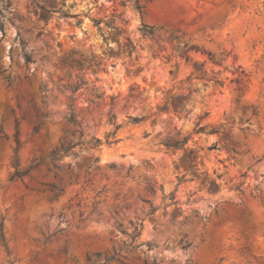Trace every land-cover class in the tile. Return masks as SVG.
<instances>
[{
  "label": "rangeland",
  "instance_id": "rangeland-1",
  "mask_svg": "<svg viewBox=\"0 0 264 264\" xmlns=\"http://www.w3.org/2000/svg\"><path fill=\"white\" fill-rule=\"evenodd\" d=\"M121 1L0 0V264H264V0ZM171 94L181 108L153 114ZM176 130L186 145L164 147Z\"/></svg>",
  "mask_w": 264,
  "mask_h": 264
},
{
  "label": "trees",
  "instance_id": "trees-1",
  "mask_svg": "<svg viewBox=\"0 0 264 264\" xmlns=\"http://www.w3.org/2000/svg\"><path fill=\"white\" fill-rule=\"evenodd\" d=\"M150 1L151 0H143L144 4H141L139 0H122L121 4L125 5L126 2H127V3H129L132 6V8L134 10H136L137 12L143 14V13H145L144 12L145 3L150 2ZM66 16H68L67 13H66ZM118 19L120 21H122L123 23H127V21L122 19L120 15L118 16ZM93 21H94V25L97 26L98 30L101 32V26H100L101 19H97V20H93ZM109 27L115 29L116 34L120 33L119 30H117L116 27H114V26H109ZM140 31H141L142 35L151 36L154 33V30H153L152 27H146V26H142L140 28ZM102 35H103V33H102ZM103 39L105 40V37H103ZM125 40H126V44L125 45L128 47L129 51L130 52L135 51V45L129 40V38H125ZM184 46H186V44H184ZM194 48H196V47L195 46H189L187 49L189 50V49H194ZM23 59H24V62L31 61L30 53L24 50L23 51ZM91 61H93L96 64H98V62L94 61L92 58H86L85 60L77 61L76 62V66H78V68H81L83 62H91ZM197 78H203V77L201 76V77H197ZM77 79H78V82H76L74 84H71V85H66V89H68L71 92V94L74 93L79 88L80 85L85 83V81L83 79H81L80 77H78V76H77ZM187 79H190V76ZM212 80L214 81L215 84H218L220 86L222 85V81L220 79L213 78ZM39 90L44 95L45 87L44 86H40ZM184 97H186V96H184L182 94H178V95L171 94V95H169L163 101L162 105L160 107H158L157 111H155L153 114H157L158 112H161V111H167L169 109V107H170V104L174 105L175 109L178 108V107L181 108L182 103H181L180 99H182ZM68 99L72 100L71 96H69ZM113 99H114V96L110 95L109 96V101H110L109 104H110V106L113 105ZM43 103L45 104V100H43ZM187 114H188V112L185 113V115H187ZM44 116H46V113L44 114ZM128 118H130L133 123H140V122L145 121L147 119L146 116H140V117H138V116H128ZM66 121H67L68 124H71V125L77 127L80 130L81 123H80L79 120H77L76 116L72 112H70L68 114V116L66 118ZM107 121H108L109 124H111L113 126V130L110 133V136L114 139L113 142H115V141H117V139H115L116 132L120 128L121 124L117 122L116 116L112 112L111 109H109V111L107 113ZM152 121L154 122V120H152ZM16 126H17V121H15V127ZM38 127H39L38 124H36L33 127V132H36L38 130ZM193 131L196 132V133H199V132H205V133L216 132V130L214 128L208 131L207 130V124L200 125L199 122L195 123ZM80 134H81V131H80ZM145 135H147V133H145ZM14 138H15L14 139L15 140V144L17 146L18 145V140L16 138V134H15ZM188 138H189V136H182L181 137L180 136V131L176 130L172 134H169V133L166 134L164 139L161 140L160 143L166 148L180 149V148H183L186 145ZM107 142L110 143V141H107ZM87 143H89L93 147H97V146H99L101 144V140L99 138H92V139L88 140ZM70 147L71 146L64 147V148H62V151L64 152ZM56 156H57L56 152H53L51 154L52 158H55ZM99 161H100L99 158L95 157V159L93 160V162L90 165V167L93 168V169H98ZM105 165L107 167H114V164H112V163H108V164H105ZM35 166H37V164L33 165V167H35ZM30 168H32V167H29V168H27L25 170H22V171H16L12 175L11 179L12 178H20L22 175L26 174L30 170ZM50 187L51 188H55L54 185H50ZM159 189L162 190L161 185L159 186ZM146 191L151 193V194H154L155 188H154L153 184L147 183L146 184ZM169 199H170V203H176V201H174V196H173L172 192L169 194ZM141 200L148 204V208H147V210L145 212V215H151L157 210V206H154L149 199L143 198ZM117 210H114L115 214L118 213ZM129 225L131 227V230L129 231L128 235L130 236L131 241L134 242L135 239L138 238L140 233H141L142 220H140V221H131V220H129ZM117 227L120 228L121 232H123V233L125 232L124 231L125 228L122 227L121 223H117ZM147 246L150 247L149 244H147ZM179 246H180V248L182 250H185V249H187L188 247L191 246V241H189L188 239L181 240L179 242ZM114 258H115V256L112 255L110 257H105L103 262H100V263L91 262V264H107L109 260L114 259ZM31 260H34V256L31 258ZM144 264H146V261H144ZM151 264H155V260L154 259L151 260Z\"/></svg>",
  "mask_w": 264,
  "mask_h": 264
}]
</instances>
